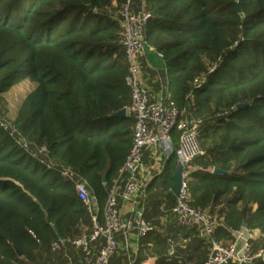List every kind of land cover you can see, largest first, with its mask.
<instances>
[{"label": "trees", "instance_id": "obj_1", "mask_svg": "<svg viewBox=\"0 0 264 264\" xmlns=\"http://www.w3.org/2000/svg\"><path fill=\"white\" fill-rule=\"evenodd\" d=\"M142 1L150 13L145 41L162 55L169 97L179 110L193 97L192 116L203 121V153L187 182L191 205L217 209L223 243L244 222L259 231L251 247L264 249V0ZM124 2L0 0V117L28 143L0 125V264H85L71 240L91 227V216L61 172L86 181L101 224L135 124L128 114L111 117L130 103L116 17ZM18 78L34 87L10 119L4 94ZM177 139L173 129V145ZM175 161L171 154L150 180L143 203H174ZM138 240L129 264L153 256L155 264L202 263L208 251L176 222Z\"/></svg>", "mask_w": 264, "mask_h": 264}, {"label": "built area", "instance_id": "obj_2", "mask_svg": "<svg viewBox=\"0 0 264 264\" xmlns=\"http://www.w3.org/2000/svg\"><path fill=\"white\" fill-rule=\"evenodd\" d=\"M116 17L120 24L119 43L127 62L125 79L130 90V103L125 112L135 120L131 146L117 175L118 179L122 176L125 179L119 193L115 191L114 184L110 189L103 209V222L100 224L96 216L95 199L86 181L72 170L64 169L61 172L64 178L74 181L76 196L89 212L92 223L90 228H85L74 237L71 243L82 252L85 264H107L109 256L117 248L116 235L127 226L120 213L121 202H129L130 211H133L144 199L150 180L161 172L167 158L174 154L175 166L183 167L182 182L178 194L174 196V203L167 211L172 216L171 222L192 228L208 248L206 259L202 263L184 261L183 264L264 263V249L251 247L249 240L252 236L249 233L236 232L234 240L225 244L215 235L219 224L217 213L209 208L191 205L187 182L193 169L192 160L203 153L199 141L203 121L192 116L193 97L184 110H179L168 93L164 97H156L146 85V70L140 63V57L147 46L145 28L150 13L144 8L143 1L134 5L133 0H125L117 10ZM0 125L22 147L28 148V143L8 120L0 117ZM173 129L178 133L176 145H173L172 140ZM147 153H151L153 157L154 164L150 166L145 163ZM48 163L51 164V161ZM133 222L138 238L152 229L150 222L142 217ZM168 254L183 261L174 248Z\"/></svg>", "mask_w": 264, "mask_h": 264}, {"label": "crops", "instance_id": "obj_3", "mask_svg": "<svg viewBox=\"0 0 264 264\" xmlns=\"http://www.w3.org/2000/svg\"><path fill=\"white\" fill-rule=\"evenodd\" d=\"M140 63L143 67H145L147 75L145 82L151 94L155 95L156 97H164L167 95L165 63L162 55L147 44L145 51L140 57ZM14 112L11 118L13 117ZM151 155V153H147L145 156V163L148 166L154 164V162H152L153 157ZM124 179L125 176L115 179L116 182L114 181V185L116 192L119 193V191L122 189ZM168 207L169 206L166 201L150 204L139 202L138 206L135 207L133 211H130V203L124 201L121 202L120 213L126 221L127 226L116 235L117 248L111 254V256H109L107 264H129L135 259L139 241L133 222L135 219L142 217L144 220L150 222L152 225V230L155 232L158 230L160 232H166L167 225L172 221V216L169 211H167ZM151 212L156 213L154 215V213ZM147 215L153 216L150 219H147ZM236 232H244L245 234L249 233L252 236V239L259 236V231L257 229L249 230L245 226H241L239 230L232 231L233 238H235L234 235H236ZM170 258L175 260L178 259V257L175 256H170ZM156 259V256L149 257L141 262V264H155Z\"/></svg>", "mask_w": 264, "mask_h": 264}, {"label": "rangeland", "instance_id": "obj_4", "mask_svg": "<svg viewBox=\"0 0 264 264\" xmlns=\"http://www.w3.org/2000/svg\"><path fill=\"white\" fill-rule=\"evenodd\" d=\"M34 87V83L28 79H16L14 84L5 92V98L7 100L8 117L11 119L13 112L16 110L20 100L25 96V94ZM100 123L86 126V130H96ZM91 127V128H90ZM192 166V165H191ZM217 212V209L214 210Z\"/></svg>", "mask_w": 264, "mask_h": 264}, {"label": "water", "instance_id": "obj_5", "mask_svg": "<svg viewBox=\"0 0 264 264\" xmlns=\"http://www.w3.org/2000/svg\"><path fill=\"white\" fill-rule=\"evenodd\" d=\"M238 4H239V1H238ZM238 11H240L239 7H238ZM244 106H245L244 104H238L236 108H240ZM125 114H126L125 108H122L121 110L112 113L111 117H118V116L125 115ZM182 170H183V167L181 165H177L175 166L174 171H173V184L171 185L170 190L174 196L178 194L179 189L181 187ZM212 171L215 173H223V171L220 168H213ZM102 179L104 180V177ZM241 225L244 226V222H242ZM240 264H246V263H240ZM251 264H254V263H251Z\"/></svg>", "mask_w": 264, "mask_h": 264}]
</instances>
